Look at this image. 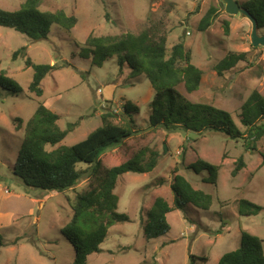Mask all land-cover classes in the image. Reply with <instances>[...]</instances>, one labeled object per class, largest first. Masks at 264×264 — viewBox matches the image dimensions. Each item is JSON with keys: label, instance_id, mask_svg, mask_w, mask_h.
I'll use <instances>...</instances> for the list:
<instances>
[{"label": "rangeland", "instance_id": "374dc122", "mask_svg": "<svg viewBox=\"0 0 264 264\" xmlns=\"http://www.w3.org/2000/svg\"><path fill=\"white\" fill-rule=\"evenodd\" d=\"M27 1L0 0V9L17 11ZM247 1L237 0L240 5ZM40 8L63 10L78 23L70 33L53 26L49 38L41 42L0 27V70L23 88L15 95L0 87V233L4 243L0 264H73L76 258L64 228L73 219L72 206L88 190L89 181L74 190L50 193L27 188L12 173L23 139V129L17 126L24 128L41 103L60 117L62 130L71 128L60 146H73L102 126L104 101L120 116L123 105L131 102L138 107L133 115L138 132L134 138L143 136L161 155L151 173H127L119 178L117 212L130 220L109 230L101 252L89 256L88 264H191V256L197 257L193 264H203L198 258L218 264L224 254L240 247L244 231L261 238L264 248V138L254 141L245 134L233 139L214 131H151L148 126L154 90L149 80L144 75L130 78L127 67L120 72L117 58L97 67L92 59L81 56L91 34H138L152 22H161L168 50L183 43L191 53L192 64L205 73L198 91L188 93L184 85L179 90L193 102L230 113L245 131L241 108L254 91L264 97V48L252 45L251 22L227 15L222 0H44ZM211 9L215 10L212 25L200 30L201 20ZM259 34L264 35V31ZM230 53L245 54L246 59L221 77L215 66ZM29 61L57 67L43 80L41 96L29 91L34 75ZM120 120L115 122L122 123ZM239 159L244 167L233 177ZM200 160L221 167L217 185L204 182L207 170L200 174L188 170ZM176 170L196 190L211 197V208L204 211L187 204L182 211L167 215L169 233L147 240L148 213L155 199L162 197L174 205L171 185ZM241 200L263 211L241 216Z\"/></svg>", "mask_w": 264, "mask_h": 264}, {"label": "trees", "instance_id": "16d2710c", "mask_svg": "<svg viewBox=\"0 0 264 264\" xmlns=\"http://www.w3.org/2000/svg\"><path fill=\"white\" fill-rule=\"evenodd\" d=\"M43 1L28 0L17 11L0 9V27L13 29L32 42L47 40L53 26L70 33L78 23L77 18L63 10L42 11L40 7ZM241 6L255 18L258 30L264 31V0H249ZM214 15L215 10H209L201 20L199 29L207 30L212 25ZM167 44L168 37L163 24L152 22L138 34H91L84 43L81 56L92 59V64L97 67L117 58L120 72L127 67L130 78L144 75L149 80L154 90L148 126L151 131L162 129L168 133L196 134L214 131L225 133L233 139L245 134L254 141L264 138V97L258 91H254L241 108L240 120L245 128L242 131L230 113L211 104L193 102L179 90L184 85L188 93L198 91L205 73L192 64L191 53L183 43L175 45L170 51ZM23 50L17 51L14 58ZM245 59V54L230 53L215 66V71L223 77ZM28 66L34 70L29 91L41 96L43 80L57 67L36 65L30 61ZM0 87L15 95L23 92L20 84L3 70H0ZM104 110L105 113L101 115L102 126L73 146H60L71 128L69 126L62 130L59 126L60 117L44 103L39 104L24 128L17 126L23 129V139L12 173L27 188L62 193L74 190L85 180L89 181L88 190L80 194L72 206L73 219L64 228V235L76 251L73 264H88L89 256L101 252L100 247L109 230L116 224L129 222L127 215L117 212L119 199L115 189L119 178L127 173H151L161 156L152 150L143 136L134 138L138 133L133 118L138 113L137 106L126 102L121 116L110 107ZM119 118L122 123L115 122ZM130 140L134 142L131 145L128 144ZM243 167L244 163L239 159L232 176L236 177ZM220 169L219 165L203 160L188 167L196 174L207 170L208 177L204 182L213 185L218 183ZM2 178L0 170V182ZM171 189L174 205L158 197L148 213L150 222L145 229L147 240L169 233L171 227L167 215L182 211L187 204L204 211L211 208V197L196 190L177 170ZM262 211V207L249 201L239 202L241 216H256ZM2 247L4 243L0 233ZM196 259V256H191V264ZM198 259L208 264L207 258ZM218 264H264L263 240L249 232H242L240 247L224 254Z\"/></svg>", "mask_w": 264, "mask_h": 264}, {"label": "water", "instance_id": "95a60500", "mask_svg": "<svg viewBox=\"0 0 264 264\" xmlns=\"http://www.w3.org/2000/svg\"><path fill=\"white\" fill-rule=\"evenodd\" d=\"M225 5V13L229 16H239L243 19H248L252 24L251 42L256 48H264V35L259 34L258 24L255 18L249 11L243 8L237 0H222ZM166 151V149H165Z\"/></svg>", "mask_w": 264, "mask_h": 264}, {"label": "built area", "instance_id": "2783aa9c", "mask_svg": "<svg viewBox=\"0 0 264 264\" xmlns=\"http://www.w3.org/2000/svg\"><path fill=\"white\" fill-rule=\"evenodd\" d=\"M102 108L103 109L107 108V105L105 104V101L103 102ZM114 112L117 113V114H119V111L117 109H115Z\"/></svg>", "mask_w": 264, "mask_h": 264}]
</instances>
